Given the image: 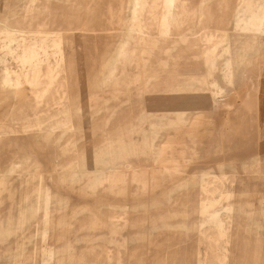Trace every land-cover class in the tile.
Segmentation results:
<instances>
[{"label":"rangeland","instance_id":"374dc122","mask_svg":"<svg viewBox=\"0 0 264 264\" xmlns=\"http://www.w3.org/2000/svg\"><path fill=\"white\" fill-rule=\"evenodd\" d=\"M0 20L48 30L9 39L0 24V264H264V173L242 172L264 166V0H0ZM70 26L58 105L51 30ZM21 108L47 111L7 117Z\"/></svg>","mask_w":264,"mask_h":264},{"label":"bare ground","instance_id":"6f19581e","mask_svg":"<svg viewBox=\"0 0 264 264\" xmlns=\"http://www.w3.org/2000/svg\"><path fill=\"white\" fill-rule=\"evenodd\" d=\"M0 24H3V27H4V29H5V31H6V33H5V35H6V37L7 38H11V37H13V36H18V35H23L24 36V34H26L25 36H29V35H37V36H44L45 38H47V33H48V30L46 31V30H40V29H38V28H31V27H29V28H22V27H16V26H14V25H11V24H8V23H5L4 21H1L0 20ZM75 26V25H74ZM85 26V25H84ZM84 26H82L81 25V27H82V29H85V27ZM54 28V27H53ZM77 30V28H71V26L70 27H68L67 29L66 28H62V29H57V30H55V29H52L51 31H55V33H54V37H55V39L53 40V41H50V45L49 46H52L53 47V49H58L59 50V53L58 54H56V57L54 58V62H55V65H56V68H57V73H56V76H54L53 78H51V79H49V82L50 83H56L57 85H60L61 86V88L64 90L63 91V94H62V96L60 97V98H58V100L56 101V100H50V101H55L56 103H59L58 105H61L63 102H72V100L70 99V96H69V93H68V91L66 90L68 87H69V81H70V79L66 76V73L67 72H69V71H74L73 70V62H72V60L71 59H67V57H66V53H65V49H66V47L70 44V39H69V37H70V35H71V32L73 31V30ZM246 30L245 31H247L248 30V28H245ZM260 29H259V27L257 26L255 29H253V30H251L252 32H254V34H257V33H260L261 31H259ZM264 35V34H263ZM73 42V41H72ZM74 44H76V43H74ZM48 45H46V47L48 48L49 47ZM32 47V46H31ZM237 49H239V50H237V52L235 53V54H237V53H240L241 51H244V45L243 44H240V45H238V47H237ZM12 50V49H11ZM3 52H9V51H7V49H4V50H2ZM16 64V63H15ZM36 65H38V64H36ZM36 71V70H35ZM1 76H2V74H1ZM49 82H47V84L49 83ZM231 83V82H230ZM200 97H201V99L203 98V100L205 99V95H198V94H194V96L192 97V101H197V99H200ZM40 101H43V100H39V102ZM255 101L253 100V103H254ZM51 104H54L53 102H51ZM39 108V107H38ZM46 108H41V109H37V108H35V109H33V110H30V109H27V108H21V109H18V110H16V111H13V112H10L8 115H7V117H9V118H12V119H15V120H24V121H29L28 120V117H29V115H30V112L32 113L33 112V114L34 115H43V114H45L46 113ZM74 118V117H73ZM74 120V119H73ZM74 122V121H73ZM73 122H72V124H69L68 126H66V127H64V128H66V129H70L71 130V132H73V133H76V128H75V126H74V124H73ZM63 127V126H62ZM23 130L24 131H29V130H36L37 132H40L41 133V135H49L51 132H49V130H47V128H45L43 125L41 126L40 124H33V123H31V122H28V123H26V125H24L23 126ZM49 128V127H48ZM238 128V127H237ZM12 131H15V129L14 130H12ZM8 132H10V130H8L7 129V131H6V129H2L1 127H0V135H2V134H4L5 135V133H8ZM235 134V133H234ZM229 135V134H228ZM233 145V144H232ZM236 145V142L234 143V145L233 146H235ZM237 145H238V143H237ZM148 159H145V158H136V159H129V161H127V162H125L127 165H133L132 166V168H134L135 170L137 169V170H139L140 168H142V167H144L145 165H144V163L143 162H146ZM99 161H101L102 163H105V162H108L107 161V159H105V158H102V157H100V158H98V159H96V162H99ZM69 165H71V166H73V168L75 169V168H77V165H76V162H72V163H70ZM130 167V166H129ZM131 168V167H130ZM264 166L262 165V160L260 159V157H258V156H255V157H252V158H249L246 162H244V163H242V172L246 175V177H247V179H251V178H253V176H251L249 173H257V174H260V173H264ZM61 169L62 170H68V167L66 166V165H62L61 166ZM11 171V170H10ZM140 173H138V174H136V177H133V176H131L130 174H128V176L126 177L130 182L131 181H136V182H139L138 180H141V178L142 179H144L145 178V170H143V169H140ZM9 172V171H8ZM236 174H237V172H236ZM79 176V175H78ZM151 176V175H150ZM106 177H107V175H106ZM238 177V176H237ZM260 177V176H259ZM113 177H111L110 176V179H112ZM121 178V177H120ZM119 178V179H120ZM138 179V180H137ZM209 181H211V183H213L214 181H216V180H208L207 181V183H209ZM118 182H119V180H118ZM237 182H241V183H243L244 182V179L243 178H239V180L237 181ZM204 185H205V183H204ZM222 185V184H221ZM75 186H77V185H75ZM128 186V185H127ZM212 187V186H211ZM80 188V187H79ZM119 189V188H118ZM215 193V192H214ZM229 194L231 195L232 193L231 192H229ZM223 216V215H222ZM225 216V215H224ZM232 220L235 222V225H234V227L236 228V229H239V228H241V229H243L242 227H241V225L239 224V219H237L236 217H235V215H233V218H232ZM263 221V220H262ZM253 223H255L256 225H257V227H260V228H262L263 226H264V221H263V223L261 222V223H258V221L257 220H253ZM201 225H202V230H204V229H206V228H210L209 230L211 231L212 229H213V227H211V226H208V227H206V225H207V222L205 221H201ZM214 226V225H213ZM230 227H231V223H230ZM233 227V228H234ZM205 231V230H204ZM225 233H227V232H225ZM171 234V233H170ZM240 234V233H239ZM169 235V234H168ZM174 236V235H173ZM179 238V237H178ZM181 239V238H180ZM184 240V239H183ZM186 240V239H185ZM173 241V240H172ZM176 243H178V242H176ZM177 245V244H176ZM175 251H176V248L174 249ZM171 251V250H170ZM201 251V250H200ZM55 252H57V257H59L60 259H61V257H62V255L60 254L61 252H63V250H62V248H55ZM172 252V251H171ZM177 253V252H176ZM175 253V254H176ZM186 253V252H185ZM189 253V252H188ZM173 255V254H172ZM170 256V255H167V254H165V257H164V264H173V262H174V259L172 260V259H170V258H172L173 256ZM190 255V254H189ZM188 256V255H187ZM180 257H181V255H180ZM179 257V258H180ZM81 258V257H80ZM79 258V259H80ZM177 259H178V257H176ZM187 259V258H186ZM168 260H169V263H168ZM184 260V259H183ZM182 260V261H183ZM180 261V260H179ZM225 261V260H224ZM82 262V261H81ZM215 262H216V260H215ZM180 263H182V262H180ZM218 263V262H217ZM196 264H199V262H196ZM200 264H202V263H200Z\"/></svg>","mask_w":264,"mask_h":264},{"label":"crops","instance_id":"0c3cea01","mask_svg":"<svg viewBox=\"0 0 264 264\" xmlns=\"http://www.w3.org/2000/svg\"><path fill=\"white\" fill-rule=\"evenodd\" d=\"M257 123L258 126H260L261 130V135L258 137L257 139V151L261 154L264 153V64L262 67V72L259 78V83H258V88H257ZM29 131H35L36 130H29ZM68 167V171L74 169L73 166L71 165H66ZM13 171V169H8L6 170V172H11ZM62 170V169H61ZM67 171V170H64ZM1 173V171H0ZM170 240V239H169ZM178 242L177 240H173L171 239V243L173 245V243H175L174 247L178 246L180 242ZM177 244V245H176ZM67 243L61 242L59 240L56 241L55 243V248H62V250H65V247L67 246Z\"/></svg>","mask_w":264,"mask_h":264}]
</instances>
